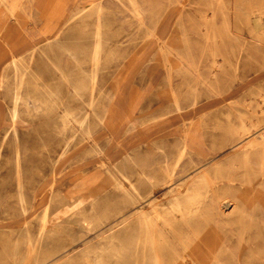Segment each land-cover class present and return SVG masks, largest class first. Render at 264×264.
Listing matches in <instances>:
<instances>
[{
	"label": "rangeland",
	"instance_id": "rangeland-1",
	"mask_svg": "<svg viewBox=\"0 0 264 264\" xmlns=\"http://www.w3.org/2000/svg\"><path fill=\"white\" fill-rule=\"evenodd\" d=\"M80 1L82 4H79ZM148 1L153 3L154 8L145 12L144 25L118 3L104 10V50L101 55L102 67L96 78L95 100L97 112L106 114L109 123L93 128L92 140L82 138L83 134H80L79 142L70 146L64 159H60L61 145L57 144L60 136L54 126L59 122L63 105V108L75 111L83 102L89 101L88 95L76 100L72 94V84L79 72L80 77L91 74L88 54L92 49L97 16L87 12L62 28L60 38L63 42V37L71 38V29L75 28L78 34L83 33L80 45L87 53L83 58L88 62L78 69L75 62L64 54L60 59L68 78L59 81L57 72H47L48 78L44 77L47 78L46 86L52 92L60 91L58 101L61 107L49 117L37 116L34 120L21 123L18 128L21 140L18 160L20 158V171L28 190L26 215L16 206L14 198L17 193L15 145L8 140L0 151V264H38L36 257H39L41 250H36V239L40 214L52 195L62 200L61 204L57 202L60 215H64L58 216L57 227L61 232L57 236L66 239L68 234L79 233L81 229L77 224L80 216L75 213L76 208L90 212L93 203L117 204L119 194L112 182L117 169L131 175V181L147 197L143 204L127 209L128 212L143 209L158 224L165 218L164 213L159 218V210L163 212L170 208L172 189L183 190L184 206L188 205L189 196L203 198L207 195L204 203L201 201L207 206L212 200L227 194L221 192L223 182L217 187L211 182L209 185L200 182L192 187L190 181L202 174L199 169L210 170L219 162L222 165L220 171L209 172V179L224 180L231 168L225 163L240 149L235 148V144L223 141L222 134L226 127L229 124L238 126L242 113L246 115L247 123L251 118L264 119V100L260 97V94H264V34H259L258 38L251 20L253 14H264V0H187L185 9L179 6L183 0ZM28 2L22 0L18 14L20 25L26 30V39L22 44L11 42L9 46H14L11 54H7L5 48L1 50L0 70L13 56H20L46 41L45 34L55 29L57 21H60L58 18L49 24L50 15L60 12L40 15ZM87 3L89 1L76 0L70 8L78 13L81 6ZM64 9L62 14L69 17L70 12ZM0 12H9L1 1ZM14 19L8 16L0 19V44L10 32ZM61 22L63 24L64 18ZM164 30H167V35L160 38ZM16 40L13 38V41ZM78 43L75 37L66 41L68 46L74 48ZM47 46H42L32 61L34 71L40 72L38 67L48 61L52 50H57ZM9 75L12 81L14 74L10 71ZM39 75L43 76L41 73ZM210 77H215L212 79L214 83L207 84L206 80ZM7 92L8 89H0V110L6 118L10 107ZM176 100L180 103V111L175 107ZM227 115H230V119ZM7 126V121L0 126V145ZM188 135L193 144L200 143L204 147V153L200 157L193 151L189 153L194 156L195 165L187 174H181V168L175 169V162ZM172 171L175 177L171 187L162 180ZM136 172L152 178L153 184H142L144 178ZM233 173L238 177L234 194L239 203H261V200L251 198L247 194L250 192L245 191L259 187L256 185L257 178L253 175L242 178L243 169H235ZM91 180L94 181L92 187L79 194L75 202L62 199L76 191L79 185ZM242 180L246 182L241 184ZM249 180L252 183L247 182ZM54 181L56 183L52 188ZM188 189L192 191L187 192ZM175 216L180 220L178 214L169 218ZM116 219L111 218L90 233L87 241L100 239L104 231L118 223Z\"/></svg>",
	"mask_w": 264,
	"mask_h": 264
},
{
	"label": "bare ground",
	"instance_id": "bare-ground-1",
	"mask_svg": "<svg viewBox=\"0 0 264 264\" xmlns=\"http://www.w3.org/2000/svg\"><path fill=\"white\" fill-rule=\"evenodd\" d=\"M0 1L9 9V12H0V19L5 16L10 17L11 20L15 18L13 25L9 28L10 32L0 44V52L5 48L8 51L7 54H9L12 47H14L9 46L11 42L22 44L27 35L26 30H23L22 25H20L18 16L22 0ZM85 1H89V3L83 4L78 13H74L73 10L67 11L70 12L68 17L67 14H62L64 11H62L63 7H61L60 2L54 3L55 9L50 11L48 3L50 4L51 0H29L28 3L37 10V14L60 12L50 15L49 24L53 20L55 22L58 18L60 21H57L56 25L54 24L55 29L51 31V28V32H46V41L33 46L20 56H13L0 70V89H8L6 95L9 97L10 103L7 118L0 110V126L3 122H8L2 136L0 151L8 140L9 143L12 142L15 145L17 193H15L14 198L16 206L24 215L28 212L26 207L28 204V190L22 179L20 158L18 160L21 146L18 128L21 123L28 122L27 120L31 119L34 120L37 116L49 117L50 114L61 107V102L58 101L60 91L57 89L52 92L46 86L45 80L48 78L47 72L49 74L57 72L59 81L68 78L64 73L60 59L64 54L75 62L78 69H81L83 64L88 62L87 59H84L85 57L83 58V56H87V53L85 54V49L80 45L83 33L78 34L75 28L69 31L70 39L75 37L79 42L77 47L74 48L66 44V41L70 40L69 38L63 37L64 42L60 38L62 28L68 26L70 22L77 21L87 12L97 16L96 27L92 35V49L88 54L92 65L91 74L88 77L85 75L80 77L79 72L78 78H75L74 84H72V94L75 99L80 100L88 95L89 101L87 103L83 102V105L81 104L80 108L75 111L63 108V105L61 108L63 111L58 118L59 122L56 121L58 124L54 126V130L61 138L57 141L58 146L61 145L60 159L67 157L70 146L79 142L80 134H83L82 138L89 137L92 140V129L100 124L107 125L109 123L106 114L101 115L97 112V102L95 100L96 78L102 67L101 55L104 50V24L102 20L104 10L118 3V6L125 8L141 25H144L146 22L145 12L154 8L153 3L148 0ZM186 3L187 0L181 1L179 3L180 8L185 9L187 7ZM79 4H82L81 1ZM63 18L64 22L62 24L61 20ZM251 20L255 24V31L259 38V34H264V14H253ZM166 35L167 30H164L160 33V38L166 37ZM13 38L17 40L13 41ZM44 45H48L50 49L57 48V50H52L48 61L46 60V63L38 67L40 72L34 71L33 65H31L32 61ZM10 71L14 74L12 81L9 78ZM39 73L43 76H40ZM211 75L213 74L211 73ZM213 78L215 77L207 78V84L214 83L212 82ZM263 96L264 94H260V97L264 100ZM175 107L178 111L181 110L180 103L177 100L175 101ZM227 116L230 119V115ZM245 117L246 115L242 113L239 116V125L229 124L225 133L222 134L223 141L235 144V148H240L225 163L231 168L225 174L224 180L218 181V179H215L212 181L209 179V172L212 170L220 171L222 165L219 162L210 170L199 169V173L202 172V174L190 181L192 187L200 182L205 185H209L208 183L211 182L212 185L217 187L219 183L223 182L224 187H222L221 192L227 194L220 196L217 200H212L211 204L207 206L201 203V201L204 203L208 197L207 195L203 198L197 195L194 197L189 196V203L184 206L182 204L183 190L181 191L180 188L172 189L170 191V208L168 211L163 212L159 210V218H161L162 213L165 214V218L158 224L150 219L143 209L128 212L131 207L143 204L147 197L131 181V175L117 169L112 182L119 194V202L112 206L104 204V202L103 205L93 203L90 212L85 211L83 208H80V210L78 208V211L76 208L75 213L80 216L77 224L79 223L81 229L79 228V233L68 234V239L57 236L61 232L57 227L58 216L61 212L57 202L61 204L62 200L58 196L52 195L50 197L39 219L40 228L36 239V250L40 249L41 253L38 258L36 257L39 261L38 264H264V119L251 118L249 119L250 122L247 123ZM190 138L189 135L186 136L175 162V169L181 168V174H187L189 169L195 165L194 156L188 155L189 153L193 151L199 157L204 153V147L200 143L193 144ZM186 157L187 161L183 162ZM1 158L2 154L0 153ZM235 169H243L242 178L251 175L257 178L256 185L259 187L256 189L247 188L245 191H249L250 193L247 194L255 200H261V203L254 202L251 205L239 203L237 195L234 194L237 190L236 182H238V177L233 173ZM136 174L140 177L143 176L141 172H136ZM174 177L175 173L172 171L162 181L172 187ZM143 178L142 184H153L152 178L148 176H143ZM93 182V180L84 182L67 198L62 197V199L75 202L79 199V194L92 187ZM244 182L246 181L242 180L241 184ZM247 182L252 183L251 180ZM55 183V181L52 182V188ZM3 189L8 190L7 188ZM190 190L192 191V189H188L187 192ZM74 207L77 206L74 205ZM203 211L207 213L205 214ZM175 214L180 215V220L176 216L169 218ZM116 217H119L118 220ZM111 218H115L118 223L104 231L99 236L100 239L94 241L97 239L94 237V240L87 241L90 233L105 225ZM125 224L127 225L122 229L112 232L115 228ZM78 244L80 245L78 246Z\"/></svg>",
	"mask_w": 264,
	"mask_h": 264
},
{
	"label": "crops",
	"instance_id": "crops-1",
	"mask_svg": "<svg viewBox=\"0 0 264 264\" xmlns=\"http://www.w3.org/2000/svg\"><path fill=\"white\" fill-rule=\"evenodd\" d=\"M71 1V0H70ZM69 0H65V2H66V4H65V2L63 1V0H51V2H50V6H49V9H50V11H54V9H55V7H54V3H58V2H60V4H61V7H63V9H64V7H67V9H64L65 11H68V10H73L72 8H70V5L73 3V2H75L76 0H74V1H72V2H70Z\"/></svg>",
	"mask_w": 264,
	"mask_h": 264
}]
</instances>
